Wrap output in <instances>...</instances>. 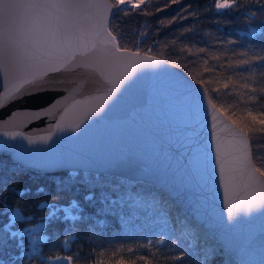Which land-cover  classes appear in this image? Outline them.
Instances as JSON below:
<instances>
[{
	"label": "snow or ice",
	"instance_id": "6c2138e0",
	"mask_svg": "<svg viewBox=\"0 0 264 264\" xmlns=\"http://www.w3.org/2000/svg\"><path fill=\"white\" fill-rule=\"evenodd\" d=\"M179 3L180 0H163V7H160L158 0L157 6L152 9L153 0H0V87L4 89L3 93H0V109L25 94L57 91L56 88L48 87V81L45 80L50 73L83 68L98 74L102 81L96 94L72 100L58 121L50 125L54 131L30 136L18 130L5 131L4 128L14 125L20 118L36 120L44 116H52L57 108L56 103L41 110H17L5 124H0V135L10 140L19 138L27 141L29 145H46L52 141L56 132L79 133L85 130L94 118L106 114L120 96L134 85L139 73L145 69L159 68L167 62L147 53L141 55L139 47L136 51H130L127 43L122 46L117 35L112 32L113 28L119 31L120 18L136 10L143 15H150L153 11L162 12L165 8ZM256 4L264 11V0H256ZM190 7L191 5H187L177 9L176 15L171 19H160L159 25H171L177 16L188 19L184 13L197 17V12H189ZM239 7L238 0H209L208 5L209 10L218 14H226L227 11H235ZM249 15L256 17L257 12L253 11ZM249 15L245 16L246 20L249 19ZM191 31H193L191 27L184 28L181 34ZM140 35L147 34L141 32ZM121 38H123L122 34ZM171 43L176 45L177 42L173 40ZM227 43L232 44L236 41L229 40ZM185 49L189 55L195 50L197 54L206 53L214 60L221 59L217 53L204 47H197L195 44H181L179 51L183 52ZM151 51L149 47L148 52ZM235 55L243 59L231 62L229 67L244 68L248 72V77L255 76L258 72L264 76V50L241 51ZM172 63L176 64V61ZM203 63L207 65L208 61L205 59ZM214 68L215 66H208L204 71L213 72ZM235 75L248 79L243 72L237 71ZM228 79L230 81L231 77ZM196 83L203 85L204 81L198 79ZM242 87L249 88V84L244 83ZM224 88L228 89L227 83ZM213 91L224 95L218 88H213ZM251 91L256 93L257 89L253 87ZM260 95H264V88L250 99L255 101ZM66 101L67 98L58 103ZM200 105L205 115L209 117L211 140L207 144H202L195 129L190 134L188 142L192 145L193 177L207 170L210 162L212 175L222 190L226 216L220 223L225 226H233L241 217H250L253 214L264 215V139L255 137L256 129L251 130L254 133L253 139H250L243 129L237 130L230 125H225L217 131L216 103L207 95L206 88L203 89ZM246 112L252 121L261 125L258 131L264 137V110L256 112L249 108ZM225 130L228 132V137L220 135V132ZM257 163L260 164L259 167ZM13 164L24 166V161L14 158ZM66 180L69 181L68 184L65 183ZM75 181L76 175L69 172L67 177L59 180L57 189L66 190L71 186V182ZM89 187L90 190L83 200L92 204L96 202V196L91 190L93 186ZM7 190V183L0 182V197H2L0 216L7 217L5 222L0 223V251L8 246L9 240L15 241L18 251L15 255L8 254L7 261L0 257V264H11L21 258L25 260V264L34 259H39L40 264H65V262L79 264L78 259L73 255L57 253L46 255L42 249L51 238L47 228L53 223L72 224L84 218L85 211L81 202L75 198L67 204L39 201L36 209L43 214L36 217L32 212V206L23 202V197L29 194L30 190H15L17 199L12 204L7 201ZM44 191L43 188L37 189L38 193ZM101 201L108 202L107 196L102 194ZM163 235L155 241L148 239L147 243L137 247L151 251L152 246L165 244ZM188 235L190 233H185L186 237ZM73 239V236L65 235L62 241L63 247L68 248ZM127 251L133 253L135 250L128 247ZM185 255L181 251L180 255L172 256L170 260L183 262ZM212 256L213 250H205L204 260L200 264L205 262L210 264ZM138 259L148 261L147 256H139ZM93 264H104V262L96 259ZM119 264H123L122 257ZM148 264H151V261H148Z\"/></svg>",
	"mask_w": 264,
	"mask_h": 264
},
{
	"label": "trees",
	"instance_id": "16d2710c",
	"mask_svg": "<svg viewBox=\"0 0 264 264\" xmlns=\"http://www.w3.org/2000/svg\"><path fill=\"white\" fill-rule=\"evenodd\" d=\"M157 3L158 0H153L152 9ZM238 3L240 7L237 10L227 11L226 14L209 10V0H180L179 4L171 5L162 12L153 11L150 15H143L136 10L122 16L119 31L113 28L112 32L117 35L122 46L127 43L130 51H136L139 47L140 53L167 61V64L181 71L192 82L203 80L204 84L201 86L207 89V95L213 98L216 108L224 116L243 129L250 139L254 138L252 129L257 130L256 138L264 139L258 131L261 125L252 121L246 112L249 108L256 112L264 110V95H260L255 101L250 99L264 88V76L258 72L255 76L248 77L244 68L229 67L231 62L243 59L235 55L241 51L264 50V11L257 6L256 0H238ZM187 5H191L189 12L198 13L197 17L184 13L188 19L177 16L171 25H159L160 19H171L176 15L177 9ZM159 6L163 7V0H159ZM253 11L257 12L256 17L249 15ZM246 15H249L247 20ZM189 27L193 31L181 34L184 28ZM141 32L147 35L141 36ZM173 40H176V45H172ZM229 40L236 43H227ZM181 44L204 47L220 55L221 59L214 60L206 53L197 54L195 50L191 55L186 49L180 52ZM149 47L151 52H148ZM205 59L208 61L207 65L203 63ZM172 61H176V64ZM208 66H215L214 71L205 72L204 69ZM237 71L243 72L248 79L235 75ZM228 77H231L230 81ZM225 83L228 84V89L224 88ZM244 83H248L249 88L242 87ZM253 87L257 89L256 93L251 91ZM213 88H218L224 95L215 93ZM259 166L257 163V167ZM69 172L76 175V181L71 182V186L66 190H58L57 183L67 177ZM0 182L7 183L6 196L9 204L17 199L15 190H30L29 194L23 197V202L32 206L36 217L43 214L36 209L39 201L67 204L75 198L83 205L85 214L80 222H57L47 228L51 238L42 249L46 255H73L79 264H93L96 259L102 260L104 264H119L121 257L123 264H148V261H151V264H200L204 260L205 250L211 249L213 256L210 264H239L176 202L149 183L80 171L38 173L19 168L9 156L2 154ZM65 183L68 184L69 181L66 180ZM90 185L93 186L91 190L96 196V202L92 204L83 200L90 190ZM41 188L45 191L38 193L37 189ZM102 194L107 196L108 202L101 201ZM6 220V216H0V223ZM185 233L190 235L186 237ZM162 234L164 245H154L151 251L137 247L147 243L148 239L155 241L161 238ZM65 235L74 237L68 248H64L62 243ZM128 247L135 251L129 253ZM17 251L15 241L9 240L8 246L0 251V257L7 261L8 254L15 255ZM181 251L186 254L184 261L172 262L170 257L180 255ZM139 256H147L148 261L138 259ZM11 264H25V260L17 259ZM27 264H40V261L34 259Z\"/></svg>",
	"mask_w": 264,
	"mask_h": 264
},
{
	"label": "water",
	"instance_id": "95a60500",
	"mask_svg": "<svg viewBox=\"0 0 264 264\" xmlns=\"http://www.w3.org/2000/svg\"><path fill=\"white\" fill-rule=\"evenodd\" d=\"M45 80L48 87L58 90L25 94L8 102L0 109V124L17 110H41L56 103L54 114L36 120L20 118L5 131L30 136L54 131L50 125L73 99L96 94L102 84L98 74L83 68L50 73ZM203 89L167 63L145 69L106 114L94 118L85 130L56 132L46 145H29L0 135V154L12 161L20 159L24 166L19 168L38 173L80 171L149 183L176 202L239 264H264V215L241 217L233 226H225L220 223L226 216L222 190L210 162L207 170L193 177L190 134L195 129L202 144L211 140L209 117L200 105ZM65 98V103H58ZM215 110L217 131L225 125L240 129ZM220 135L228 137V132Z\"/></svg>",
	"mask_w": 264,
	"mask_h": 264
}]
</instances>
